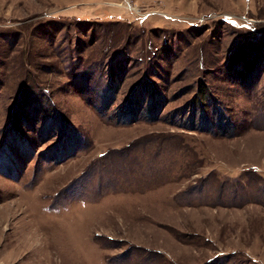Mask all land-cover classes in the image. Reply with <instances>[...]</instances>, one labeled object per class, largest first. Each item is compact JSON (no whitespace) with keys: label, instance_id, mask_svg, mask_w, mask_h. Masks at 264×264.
Here are the masks:
<instances>
[{"label":"rangeland","instance_id":"obj_1","mask_svg":"<svg viewBox=\"0 0 264 264\" xmlns=\"http://www.w3.org/2000/svg\"><path fill=\"white\" fill-rule=\"evenodd\" d=\"M0 264H264V0H0Z\"/></svg>","mask_w":264,"mask_h":264},{"label":"trees","instance_id":"obj_2","mask_svg":"<svg viewBox=\"0 0 264 264\" xmlns=\"http://www.w3.org/2000/svg\"><path fill=\"white\" fill-rule=\"evenodd\" d=\"M246 66H247L246 69H248V68H250V70L253 69V65L252 64H249V65H246Z\"/></svg>","mask_w":264,"mask_h":264}]
</instances>
